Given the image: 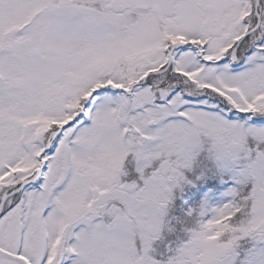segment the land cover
Returning <instances> with one entry per match:
<instances>
[{"label":"snow or ice","instance_id":"1","mask_svg":"<svg viewBox=\"0 0 264 264\" xmlns=\"http://www.w3.org/2000/svg\"><path fill=\"white\" fill-rule=\"evenodd\" d=\"M0 264H264V0H0Z\"/></svg>","mask_w":264,"mask_h":264}]
</instances>
